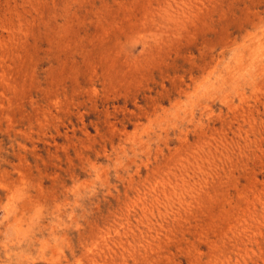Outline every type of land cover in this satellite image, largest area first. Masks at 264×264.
I'll use <instances>...</instances> for the list:
<instances>
[{
  "label": "rangeland",
  "instance_id": "obj_1",
  "mask_svg": "<svg viewBox=\"0 0 264 264\" xmlns=\"http://www.w3.org/2000/svg\"><path fill=\"white\" fill-rule=\"evenodd\" d=\"M0 264H264V0H0Z\"/></svg>",
  "mask_w": 264,
  "mask_h": 264
}]
</instances>
